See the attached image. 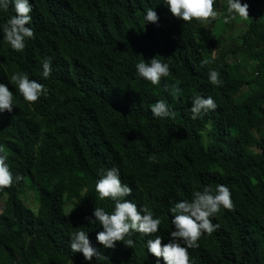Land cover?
<instances>
[{"label": "trees", "instance_id": "trees-1", "mask_svg": "<svg viewBox=\"0 0 264 264\" xmlns=\"http://www.w3.org/2000/svg\"><path fill=\"white\" fill-rule=\"evenodd\" d=\"M29 2L34 37L24 51L0 42V82L15 104L0 112V146L10 171L22 176L0 189V264H154L145 243L152 237L133 232L125 238L134 247L117 241L105 248L95 239L102 226L86 219L96 206L112 210L95 192L97 170L111 167L132 188L126 199L161 218L162 244L172 230L170 202L226 185L232 208H221L212 219L219 227L188 249L191 264H264V0H241L249 16L211 31L174 17L160 0ZM147 8L156 23H145ZM14 14L9 4L0 23ZM154 56L169 64L158 85L135 71L136 62ZM42 58L51 62L47 79ZM209 69L219 73V86L208 82ZM14 72L47 94L25 102L8 81ZM196 95L211 96L217 107L193 120L186 108ZM157 99L173 118H153L149 105ZM26 188L36 212L23 199ZM77 230L88 232L99 258L71 252L68 233Z\"/></svg>", "mask_w": 264, "mask_h": 264}, {"label": "clouds", "instance_id": "clouds-1", "mask_svg": "<svg viewBox=\"0 0 264 264\" xmlns=\"http://www.w3.org/2000/svg\"><path fill=\"white\" fill-rule=\"evenodd\" d=\"M168 7L170 13L184 22L192 20L205 21L215 20L217 11L214 10V0H160ZM9 4L14 9V15L8 16L5 22L0 23V33L3 34L0 42H6L8 46L17 53H22L26 43L34 37L31 28L32 4L29 0H0V10L7 11ZM248 4L241 0H227V15L223 23L239 17L246 19ZM145 23H156L158 16L154 8H147L144 11ZM208 61L202 60L201 65ZM41 78L47 79L51 72V62L48 58L40 61ZM136 75L152 85H158L162 77L169 76V64L154 56L147 61L141 59L135 64ZM207 80L214 86L221 84L219 73L214 69L207 72ZM10 84L14 85L16 91L22 96L25 102L35 103L38 98L47 94L45 85L35 79H30L27 73L14 72L9 78ZM174 90L178 88L174 85ZM191 106L186 108L190 118L195 120L215 110L217 104L211 96L200 95L190 98ZM15 106L12 91L9 86L0 82V112L7 110L11 112ZM153 118H173L175 113L163 99H157L149 105ZM149 157V160H152ZM8 156L0 146V189L11 187L22 180L19 173L15 175L10 171L6 162ZM98 179L95 182V192L101 201L108 198L112 202V210L105 211L103 207H95L91 217H86L90 224L102 226V230L96 233V241L105 248H114L115 242L122 241L125 246L134 247L132 239H126L131 233H141L150 236L146 240V251L153 256L154 264H161L162 257L164 264H191L188 249L198 247V241L202 234H211L218 227L212 222L216 214L223 209L232 208L231 192L226 185L216 184L215 188L205 185L200 190L191 193L190 200H178L170 202L168 212L171 215L172 230L167 233V242L162 244V236L158 233V226L161 218L154 216L153 211L144 205H137L133 200L126 199L132 195V188L127 183H122L120 170L117 167L98 169ZM94 218V219H93ZM68 247L71 252L81 253L85 261H91L95 256L100 257L99 252L90 243L88 232L77 230L68 233Z\"/></svg>", "mask_w": 264, "mask_h": 264}, {"label": "rangeland", "instance_id": "rangeland-1", "mask_svg": "<svg viewBox=\"0 0 264 264\" xmlns=\"http://www.w3.org/2000/svg\"><path fill=\"white\" fill-rule=\"evenodd\" d=\"M227 5V0H220V7L215 9L217 11V18L215 20H205L202 21V24L207 28V30H213L215 29L224 19V8ZM243 28V23L242 22H237L234 29L233 33L238 34L239 31ZM205 140H207V131L204 132ZM23 199L25 203L27 204L28 207L33 209L34 211L37 210L38 204L35 201V194L30 188H26V191L23 195ZM1 210V208H0ZM36 212V211H35Z\"/></svg>", "mask_w": 264, "mask_h": 264}]
</instances>
